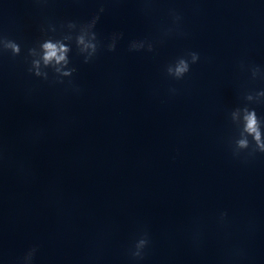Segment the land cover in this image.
<instances>
[{
    "label": "clouds",
    "instance_id": "1",
    "mask_svg": "<svg viewBox=\"0 0 264 264\" xmlns=\"http://www.w3.org/2000/svg\"><path fill=\"white\" fill-rule=\"evenodd\" d=\"M105 9L101 7L97 14L93 16L86 23L77 25L75 22H68L66 27L70 30L68 34L62 35L61 38L55 39L51 36H47V32H56L54 26H49L47 30L42 29L47 38L38 42L36 46L30 47L27 50V57H30V66L28 72L36 77L48 80L49 74L47 69H51L56 77L57 82L63 83V77H71L76 71L75 68L69 66V52L71 48L69 43L73 40L71 30L78 29V33L75 35V43L77 49L81 55L84 56V62L88 63L98 52L101 47V43L97 38V34L94 31L97 22L100 19V13H103ZM173 17V23L176 25V29H179V22L182 19L174 10L170 11ZM61 27H64L63 25ZM174 29H168L172 32ZM122 33H114L111 37V42L107 44V50L113 52L116 50L117 40L122 37ZM146 48L147 51H153V44L148 40H133L129 45V51H141ZM3 52H10L13 57L21 54V46L15 40L9 39L0 35V54ZM200 60L199 53L195 51H188L184 55L177 57L173 62L169 63L166 67L167 75L173 77L176 80L183 79L191 70L193 64L198 63ZM245 66L241 64L243 69ZM250 71L253 78H256L261 73V69L258 66H250ZM71 83V81H69ZM171 92L175 93V89H171ZM260 97H264V91H260L255 94H247L245 99L247 101L258 100ZM232 122L237 126L239 130V136L234 140V147L232 153L234 157L239 158L242 152L247 151L248 157H254L257 152L264 153V132H262V120L257 116L255 109H250L247 106L238 107L234 109L231 114ZM251 137V141L249 140ZM227 212H220L219 220L225 221ZM150 244V239L147 232L140 235L135 240L132 249H130V255L133 259L143 260L145 256V250ZM37 252L36 247L30 248L23 257V264H32V261Z\"/></svg>",
    "mask_w": 264,
    "mask_h": 264
}]
</instances>
